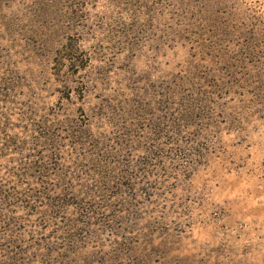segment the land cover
Here are the masks:
<instances>
[{"label":"rangeland","instance_id":"obj_1","mask_svg":"<svg viewBox=\"0 0 264 264\" xmlns=\"http://www.w3.org/2000/svg\"><path fill=\"white\" fill-rule=\"evenodd\" d=\"M0 264H264V0H0Z\"/></svg>","mask_w":264,"mask_h":264}]
</instances>
